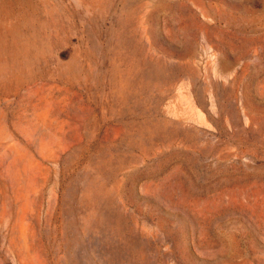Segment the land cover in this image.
<instances>
[{
    "label": "rangeland",
    "instance_id": "rangeland-1",
    "mask_svg": "<svg viewBox=\"0 0 264 264\" xmlns=\"http://www.w3.org/2000/svg\"><path fill=\"white\" fill-rule=\"evenodd\" d=\"M0 16V264H264V0Z\"/></svg>",
    "mask_w": 264,
    "mask_h": 264
},
{
    "label": "bare ground",
    "instance_id": "bare-ground-1",
    "mask_svg": "<svg viewBox=\"0 0 264 264\" xmlns=\"http://www.w3.org/2000/svg\"><path fill=\"white\" fill-rule=\"evenodd\" d=\"M3 8H4V7H3ZM0 17H1V16H0ZM3 23H4V22H3ZM2 27H5V26H4V25H3V26L0 25V28H2ZM6 29H8V28H6ZM0 30H1V29H0ZM2 30H3V29H2ZM4 30H5V29H4ZM8 30H9V29H8ZM12 30H13V29H12Z\"/></svg>",
    "mask_w": 264,
    "mask_h": 264
}]
</instances>
